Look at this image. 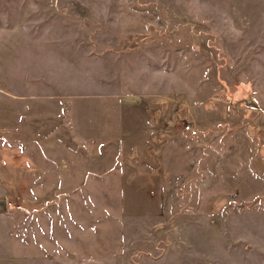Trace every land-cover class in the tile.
<instances>
[{
    "label": "rangeland",
    "instance_id": "obj_1",
    "mask_svg": "<svg viewBox=\"0 0 264 264\" xmlns=\"http://www.w3.org/2000/svg\"><path fill=\"white\" fill-rule=\"evenodd\" d=\"M125 93L173 124L89 127ZM7 109L0 264H264V0H0Z\"/></svg>",
    "mask_w": 264,
    "mask_h": 264
},
{
    "label": "crops",
    "instance_id": "obj_2",
    "mask_svg": "<svg viewBox=\"0 0 264 264\" xmlns=\"http://www.w3.org/2000/svg\"><path fill=\"white\" fill-rule=\"evenodd\" d=\"M123 96L124 98L119 99V102L121 104L125 102L126 105H122V107L118 105V107L107 110L104 108L103 115H100L98 119L93 118L92 122L88 123L89 127L96 128L99 133L103 130L104 136L114 134L115 138L126 141V139L136 137L148 138L158 135L173 124L167 123L166 107L156 108L149 97L142 99L134 93H125ZM7 112L6 119H2L3 117L0 115V129L7 128V135L22 137L21 141L25 142V137H31L30 123L27 122L28 116L23 111V115L18 121L21 123H17L16 119H12L13 115L9 114V109Z\"/></svg>",
    "mask_w": 264,
    "mask_h": 264
},
{
    "label": "built area",
    "instance_id": "obj_3",
    "mask_svg": "<svg viewBox=\"0 0 264 264\" xmlns=\"http://www.w3.org/2000/svg\"><path fill=\"white\" fill-rule=\"evenodd\" d=\"M184 128L187 132H189L192 135H196L198 132L197 128L195 127L194 123H192V122L186 123Z\"/></svg>",
    "mask_w": 264,
    "mask_h": 264
},
{
    "label": "water",
    "instance_id": "obj_4",
    "mask_svg": "<svg viewBox=\"0 0 264 264\" xmlns=\"http://www.w3.org/2000/svg\"><path fill=\"white\" fill-rule=\"evenodd\" d=\"M245 101H246L247 105L257 107V104L254 101H248V100H245Z\"/></svg>",
    "mask_w": 264,
    "mask_h": 264
}]
</instances>
